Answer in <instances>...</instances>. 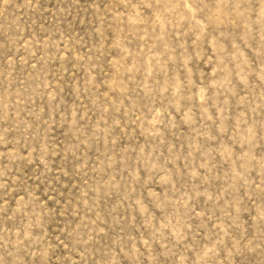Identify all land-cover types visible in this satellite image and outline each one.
I'll use <instances>...</instances> for the list:
<instances>
[{
	"label": "rangeland",
	"instance_id": "1",
	"mask_svg": "<svg viewBox=\"0 0 264 264\" xmlns=\"http://www.w3.org/2000/svg\"><path fill=\"white\" fill-rule=\"evenodd\" d=\"M0 264H264V0H0Z\"/></svg>",
	"mask_w": 264,
	"mask_h": 264
}]
</instances>
